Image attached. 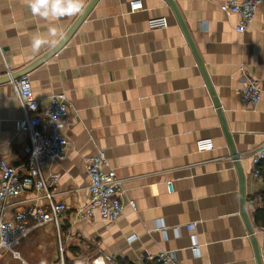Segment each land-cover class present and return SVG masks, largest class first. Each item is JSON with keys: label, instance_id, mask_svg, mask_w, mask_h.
<instances>
[{"label": "crops", "instance_id": "1", "mask_svg": "<svg viewBox=\"0 0 264 264\" xmlns=\"http://www.w3.org/2000/svg\"><path fill=\"white\" fill-rule=\"evenodd\" d=\"M227 1L173 0L238 154L246 214L264 264V224L255 219L264 218V162L253 177L250 158L264 145V101L243 107L239 99L245 74L264 89V3L239 32V16L221 10ZM78 15L50 21L34 15L26 0H0V76L47 52ZM152 18L166 26L150 27ZM26 75L40 108L61 93L69 104L58 129L68 146L42 167L53 200L67 209L59 235L52 223L34 228L15 246L17 256L0 253V264H53L59 242L66 264H150L162 250L174 252L178 264H257L216 108L165 0H97L57 53ZM22 114L11 82L1 83L0 159L20 168L27 142L16 124ZM206 139L212 150L198 151L196 142ZM99 149L120 180L123 210L110 223L98 213L73 220V208L88 200L85 160ZM44 203L26 191L8 199L3 214L8 219ZM191 222L197 225L189 231Z\"/></svg>", "mask_w": 264, "mask_h": 264}, {"label": "built area", "instance_id": "2", "mask_svg": "<svg viewBox=\"0 0 264 264\" xmlns=\"http://www.w3.org/2000/svg\"><path fill=\"white\" fill-rule=\"evenodd\" d=\"M264 3V0H228L221 6L226 14H237L240 23L237 31L243 32L251 23L256 7ZM150 27H165L163 18H152L148 21ZM243 70V69H242ZM7 70L5 75H10ZM17 101L22 109V117L16 124L20 131L27 136L24 145V164L14 166L0 159V253L10 252L17 256L15 246L25 238L34 228L42 227L48 223L54 224L57 233H60L61 216L66 211V206L53 200V194L42 174L45 164L62 158L68 146V140L59 133L58 129L69 111L66 96L54 95L43 107H39L38 100L34 97L33 90L27 75L10 80ZM239 99L243 107L254 106L264 101V89L259 81L248 74L244 75L242 87L239 90ZM213 148L211 140H198V151H210ZM252 176L258 177L257 166L264 162V145L256 148L251 156ZM85 175L87 178L88 200L82 206L72 210L73 220H90L95 213L99 214L105 222L115 221L121 214L123 203V190L115 170L109 166L103 150L97 152L85 160ZM171 190V183L167 182ZM26 191L34 193V199H41L45 203L34 205L23 211L15 212L11 218L4 217L7 200ZM128 205L135 207L133 200H128ZM197 223L191 222L186 228L194 230ZM264 233V227L260 229ZM196 251V247H192ZM108 261L111 258L107 256ZM53 264H66L64 260V248L61 242L58 244V257ZM83 264H95L94 261H85ZM150 264H178L175 254L169 250H162L151 258Z\"/></svg>", "mask_w": 264, "mask_h": 264}, {"label": "water", "instance_id": "3", "mask_svg": "<svg viewBox=\"0 0 264 264\" xmlns=\"http://www.w3.org/2000/svg\"><path fill=\"white\" fill-rule=\"evenodd\" d=\"M97 0H89L87 2V4L85 5V7L82 9V11L79 13V15L77 16V18L74 20V22L70 25V27L68 28V30L65 32V34L62 36V38L54 45L52 46L47 52H45L44 54H42L41 56H39L38 58H36L35 60H33L32 62H30L29 64H27L26 66H24L23 68L15 71V72H11L10 75H2L0 76V84L1 83H5V82H10V80L13 79H17L23 75H26L28 72H30L31 70H33L34 68L38 67L39 65H41L42 63H44L45 61H47L48 59H50L53 55H55L57 53V51L68 41V39L70 38V36L74 33V31L77 29V27L80 25V23L84 20L85 16L87 15V13L89 12V10L91 9V7L94 5V3ZM170 8L172 9L175 18L190 46V49L194 55V58L196 60V63L204 77V81L205 84L208 88L209 94L212 97L213 100V104L216 108V112L218 114L219 120H220V124L227 142V145L229 147L230 150V156L232 157V160L234 162V166L237 170L238 173V179H239V201H240V214L243 218L244 224L246 226V230L250 236V240L252 242L253 245V249H254V254H255V258L257 261V264H261L260 261V254L258 251V246L256 244V239L254 236V232H253V228L251 226V223L248 219V216L246 214V209H245V204H246V195H245V176L242 172L240 163H239V157L238 154L236 153L235 149H234V144H233V140L231 137L230 132L228 131L225 121H224V117L222 115L221 109H220V105L218 103V100L215 96L214 90L212 89V86L210 84V81L208 79V77L206 76L204 70H203V66L202 63L198 57V54L196 52V49L194 47V44L188 34V31L186 29V26L180 16V13L175 5V3L173 2V0H165Z\"/></svg>", "mask_w": 264, "mask_h": 264}, {"label": "clouds", "instance_id": "4", "mask_svg": "<svg viewBox=\"0 0 264 264\" xmlns=\"http://www.w3.org/2000/svg\"><path fill=\"white\" fill-rule=\"evenodd\" d=\"M27 6L34 15L46 20L55 21L67 15H76L82 11L83 0H26ZM41 40L34 42V50H38Z\"/></svg>", "mask_w": 264, "mask_h": 264}, {"label": "trees", "instance_id": "5", "mask_svg": "<svg viewBox=\"0 0 264 264\" xmlns=\"http://www.w3.org/2000/svg\"><path fill=\"white\" fill-rule=\"evenodd\" d=\"M255 219H256V222H257V223L264 224V218H263V217H262V218H258V217L256 216Z\"/></svg>", "mask_w": 264, "mask_h": 264}]
</instances>
